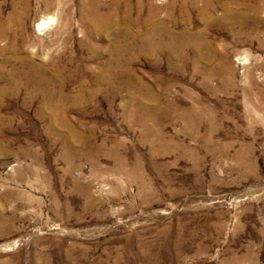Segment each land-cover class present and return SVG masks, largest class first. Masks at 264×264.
I'll return each mask as SVG.
<instances>
[{
	"label": "rangeland",
	"instance_id": "rangeland-1",
	"mask_svg": "<svg viewBox=\"0 0 264 264\" xmlns=\"http://www.w3.org/2000/svg\"><path fill=\"white\" fill-rule=\"evenodd\" d=\"M125 1L0 0V264H264V7Z\"/></svg>",
	"mask_w": 264,
	"mask_h": 264
},
{
	"label": "bare ground",
	"instance_id": "bare-ground-1",
	"mask_svg": "<svg viewBox=\"0 0 264 264\" xmlns=\"http://www.w3.org/2000/svg\"><path fill=\"white\" fill-rule=\"evenodd\" d=\"M125 1V0H124ZM149 5H148V7H157V6H155V5H152L151 4V2H150V0H145ZM199 1H204V4L206 5V7H203V11H204V13L203 14H206V15H210L209 13H210V11H213V8L214 7H210L211 5V1L210 0H168L167 1V3H166V5H165V7H168V8H172V7H177V5H179L178 7H182V10L183 11H187V8L188 7H194V6H196L197 5V3L199 2ZM137 3H136V7H142V3H143V0H137L136 1ZM118 1H117V3H116V5L115 6H113V7H118ZM234 7H236V8H238V7H264V5H259V4H252V3H250L248 0H233L232 1V3H231ZM124 5H125V7H131V2H129L128 0H126L125 2H124ZM199 5V4H198ZM221 5V4H220ZM223 6H224V4H223ZM197 8V7H196ZM221 8V10H222V12L223 13H221L222 15H221V17H225L226 15H228V14H231L232 16H233V18H231L230 20H233L234 18H236V19H240V21L239 22H243L244 21V16L245 15H247V14H249V13H246L245 14V12H243V11H241L242 13H240V12H238L237 14L236 13H234V12H231V8L230 7H227V6H224V7H220ZM167 9V8H166ZM201 9V8H200ZM126 10H127V8H126ZM161 10V9H160ZM159 9L157 10V9H154L153 11L151 10L150 11V13H153V14H157L158 13V11H160ZM191 12V11H190ZM236 12V11H235ZM176 13V12H175ZM185 13V12H184ZM187 13V12H186ZM166 14H167V12H166ZM169 14H170V11H169ZM15 14H13V16H14ZM115 15H116V11H115V13H114V17H115ZM188 15V14H187ZM257 15H258V13H257ZM21 16V15H20ZM179 16V15H178ZM188 16H190V15H188ZM138 17V16H137ZM107 18H109V16L107 17ZM209 18H210V16H209ZM178 19V18H177ZM186 19V18H185ZM99 20V19H98ZM116 20V19H115ZM103 21V20H102ZM108 21V20H107ZM144 21H145V23L148 25V23H149V20H145L144 19ZM177 22V21H176ZM103 24H104V22H103ZM182 24V23H181ZM175 26V25H174ZM184 26V25H183ZM158 27L159 28H162V29H165V31H171V29H169V28H167V26H166V23H164V21H162L161 20V18L158 20ZM172 28V27H171ZM183 28V29H182ZM181 29H182V31H186V29H184V28H186V27H182ZM174 29V28H173ZM160 32V31H159ZM162 32V31H161ZM172 35V34H171ZM165 36V35H164ZM204 36V35H203ZM162 37V36H161ZM165 40H166V38H165ZM184 40V39H183ZM189 41V40H188ZM169 43V42H168ZM208 43V42H207ZM180 44V43H179ZM189 44V43H188ZM208 45V47L210 46L211 47V49H213L212 48V46H211V44H207ZM162 46V45H161ZM164 46V45H163ZM192 47V46H191ZM207 47V46H206ZM173 48H174V46H173ZM175 50V49H174ZM167 51V50H166ZM173 51V50H172ZM214 51V50H213ZM214 53V52H213ZM168 55V54H167ZM214 56V55H213ZM16 61V60H15ZM17 63H21L23 66H27V67H29L30 69H32V70H35V71H38V70H40L41 68H43V65H36V64H34V63H29V60H23V61H19V59H17ZM194 114H195V112H194ZM196 117V116H195Z\"/></svg>",
	"mask_w": 264,
	"mask_h": 264
}]
</instances>
